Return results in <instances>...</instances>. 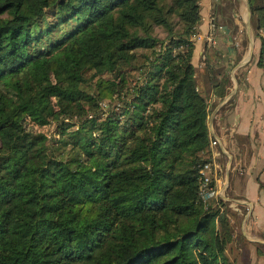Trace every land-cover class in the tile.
<instances>
[{"label": "trees", "instance_id": "trees-1", "mask_svg": "<svg viewBox=\"0 0 264 264\" xmlns=\"http://www.w3.org/2000/svg\"><path fill=\"white\" fill-rule=\"evenodd\" d=\"M201 10L0 0V264H236L230 202L200 190L234 84L215 46L194 63Z\"/></svg>", "mask_w": 264, "mask_h": 264}, {"label": "crops", "instance_id": "crops-1", "mask_svg": "<svg viewBox=\"0 0 264 264\" xmlns=\"http://www.w3.org/2000/svg\"><path fill=\"white\" fill-rule=\"evenodd\" d=\"M201 5V38L197 39L194 63L202 65L206 37L212 30V19L216 18L224 29L217 31L215 47L231 67L234 81L230 91H234L233 105L225 107L228 101L223 103V99L213 106L209 117L212 137L221 151L218 162L225 167L221 197L230 202L233 213L244 214L240 232L248 244L252 263L264 264V256L258 254L264 247V70L258 64L261 40L256 36L252 50L236 8L233 19L239 29L224 20V0H201ZM261 33L264 35V29ZM237 248L241 249L240 245Z\"/></svg>", "mask_w": 264, "mask_h": 264}, {"label": "built area", "instance_id": "built-area-1", "mask_svg": "<svg viewBox=\"0 0 264 264\" xmlns=\"http://www.w3.org/2000/svg\"><path fill=\"white\" fill-rule=\"evenodd\" d=\"M212 30L207 35V43L208 45H216L217 40V31L223 30L224 26L217 22L216 18H213L211 23ZM196 39H200L201 36L199 34L194 35ZM211 145L213 148V159L212 161L206 162L200 170L202 175V184L200 187L201 195L204 200H208L210 198H218L221 197V177L219 172L222 170L221 165L218 162V158L221 155V151H219L216 147L218 145V141L215 139L211 140Z\"/></svg>", "mask_w": 264, "mask_h": 264}, {"label": "rangeland", "instance_id": "rangeland-1", "mask_svg": "<svg viewBox=\"0 0 264 264\" xmlns=\"http://www.w3.org/2000/svg\"><path fill=\"white\" fill-rule=\"evenodd\" d=\"M234 0H224L225 2V8H229L230 6H235L236 7V11L238 13V17L240 18V21L243 23L244 26V30H247V26H246V20L248 17V8H247V4L245 0H235L234 3L231 2ZM232 8V7H230ZM230 12V11H229ZM230 17V16H228ZM227 17V20H228ZM251 18H252V14H251ZM221 20H223V18L221 17ZM226 20V19H224ZM213 21V19H212ZM251 25H252V31L253 33L256 32L255 30V24L253 23V20L251 21ZM217 42V40H216ZM224 172L222 175H224L225 173V167H223ZM230 208V206H229ZM229 216L232 219V222L234 224L235 227V231H236V236H235V240L229 245L228 248V255L229 257L236 263V264H253L251 257H250V251L248 249V244H246L243 240V235L240 232V228L242 226V221L244 219V214L241 215H236L235 213H233V211L231 210V208L229 209ZM237 245H240L241 249L237 248ZM258 254H261L262 256H264V247L263 249H260L258 251Z\"/></svg>", "mask_w": 264, "mask_h": 264}, {"label": "water", "instance_id": "water-1", "mask_svg": "<svg viewBox=\"0 0 264 264\" xmlns=\"http://www.w3.org/2000/svg\"><path fill=\"white\" fill-rule=\"evenodd\" d=\"M246 4H247V8H248V17H247V20H246V26H247L248 35H249L250 40H251V49L253 50L254 39L256 38V32L253 33V31H252V25H251V21H252V18H251L252 10H251V5H250V0H246ZM233 94H234V91L230 92L225 97L223 103L229 101L232 98Z\"/></svg>", "mask_w": 264, "mask_h": 264}, {"label": "bare ground", "instance_id": "bare-ground-1", "mask_svg": "<svg viewBox=\"0 0 264 264\" xmlns=\"http://www.w3.org/2000/svg\"><path fill=\"white\" fill-rule=\"evenodd\" d=\"M246 1V0H245Z\"/></svg>", "mask_w": 264, "mask_h": 264}]
</instances>
